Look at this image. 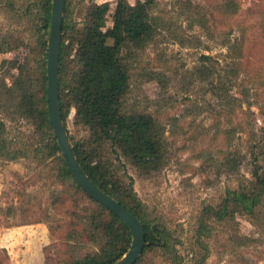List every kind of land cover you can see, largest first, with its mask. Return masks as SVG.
<instances>
[{"label":"rangeland","instance_id":"rangeland-1","mask_svg":"<svg viewBox=\"0 0 264 264\" xmlns=\"http://www.w3.org/2000/svg\"><path fill=\"white\" fill-rule=\"evenodd\" d=\"M79 1L70 0L76 21L80 9L92 2L115 5V0ZM155 1L154 14L171 19L173 30L159 31L132 49L125 105L153 116L166 152L159 171L141 174L127 165L133 190L149 220L165 224L180 240L176 250L182 264L202 258L203 244L208 253L203 264H264V197L252 215L236 211L224 220L206 222L202 246L192 240L204 206H216L228 190L248 185L254 170L264 172V0H191L206 14L208 33L190 27L173 0ZM20 2L13 0L14 11L8 16L4 1L0 3V45L9 41L14 48L0 53V63L17 59L33 65L39 58L32 52L36 40L33 17L14 16ZM203 55L210 58L204 68ZM3 78L9 82L6 66L0 65V81ZM218 81L225 82V90H217ZM74 114L71 108L66 127L77 139L86 132L74 125ZM0 118L6 125V137L13 140L12 149L23 148L32 125L2 110ZM32 156L28 152L25 158L2 163H12V167L5 172L8 196L6 205L0 204V226L45 224L50 232L46 264H65L97 251L94 243L79 239L82 229L77 224V215L93 205L68 182L60 181L57 161L38 164ZM16 194L21 204L29 206L21 216L8 218L6 209L17 204ZM71 232L78 238L67 239ZM168 260V254L154 248L141 264H169ZM0 264H7L3 253Z\"/></svg>","mask_w":264,"mask_h":264},{"label":"trees","instance_id":"trees-1","mask_svg":"<svg viewBox=\"0 0 264 264\" xmlns=\"http://www.w3.org/2000/svg\"><path fill=\"white\" fill-rule=\"evenodd\" d=\"M3 1L5 13L12 15L13 0H0V3ZM51 2L21 0L20 8L15 9L16 17H33L32 28L36 40L32 52L38 54L39 58L33 65L27 60H2L0 65L6 66L9 82L5 78L0 81V110L6 112L8 117L15 114L27 120L33 128L29 142L22 144L21 149H12L13 140L6 137V125L0 118V161L1 164L15 162L25 158L28 152H32V159L38 164L57 161L60 181L68 182L75 193L78 192L93 205L82 216L77 215V224L82 229L79 239L83 238L97 247V251L65 264H112L128 251L131 232L118 216L90 198L76 183L63 160L48 120L46 56ZM173 2L190 27L198 26L208 33V19L200 6L191 0ZM156 6L155 0H135L133 4L128 0H115L114 8L108 1L92 2L80 9V18L76 21L72 18L74 7L70 0H65L58 71L59 107L66 129V120L73 108L74 125L86 132L77 139L68 133L74 154L85 174L98 189L125 206L144 227L145 245L135 264H141L145 254L154 248L169 255V264H182L183 259L176 250V245L181 244L180 240L165 224L149 220L133 190V179L126 170L129 165L141 174H150L159 171L165 160L166 142L153 116L128 110L125 105L130 79L128 59L132 49L149 42L159 31L173 30L171 19L154 14ZM109 20L111 26H107ZM3 43L6 47L2 46ZM3 43L0 53L14 49L9 41ZM17 43L18 40L14 45ZM201 58L204 68L210 58L205 55ZM206 71L211 75L208 67ZM225 85V82L218 81L216 88L225 90ZM16 197L17 204L6 209L8 218L21 216L29 206V203L19 202L18 194ZM263 197L264 172L254 170L248 185L228 190L216 206L203 207L192 240L196 245L202 244L201 239L207 235L204 231L206 222L210 220H224L236 211L252 215ZM29 224L17 223L13 226ZM77 238L75 232L67 236V239ZM203 248L205 253L202 258L194 259L193 264L204 263L208 253L204 244ZM0 253L9 264L7 251L0 249ZM44 261L46 264L45 255Z\"/></svg>","mask_w":264,"mask_h":264},{"label":"water","instance_id":"water-1","mask_svg":"<svg viewBox=\"0 0 264 264\" xmlns=\"http://www.w3.org/2000/svg\"><path fill=\"white\" fill-rule=\"evenodd\" d=\"M65 0H52L51 17L47 36L46 56V102L50 126L63 160L80 188L92 199L118 216L131 232V243L128 251L112 264H135L145 245V231L140 220L125 206L98 189L88 178L77 161L65 128L59 107V55L62 39V26Z\"/></svg>","mask_w":264,"mask_h":264},{"label":"crops","instance_id":"crops-1","mask_svg":"<svg viewBox=\"0 0 264 264\" xmlns=\"http://www.w3.org/2000/svg\"><path fill=\"white\" fill-rule=\"evenodd\" d=\"M101 3V2H96ZM132 4V3H131ZM12 165L0 161V204L6 205L8 177L5 172ZM16 201V198L13 197ZM50 233L43 223L0 226V249L8 253L9 264H45L44 248L49 244Z\"/></svg>","mask_w":264,"mask_h":264}]
</instances>
